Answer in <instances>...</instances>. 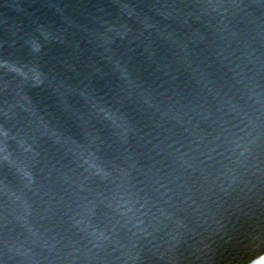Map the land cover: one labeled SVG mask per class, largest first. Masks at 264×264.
I'll use <instances>...</instances> for the list:
<instances>
[{
    "label": "water",
    "instance_id": "water-1",
    "mask_svg": "<svg viewBox=\"0 0 264 264\" xmlns=\"http://www.w3.org/2000/svg\"><path fill=\"white\" fill-rule=\"evenodd\" d=\"M0 264H264V0H0Z\"/></svg>",
    "mask_w": 264,
    "mask_h": 264
}]
</instances>
